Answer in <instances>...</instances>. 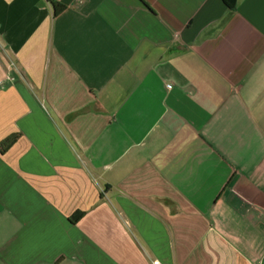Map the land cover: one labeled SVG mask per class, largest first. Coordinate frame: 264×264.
Returning a JSON list of instances; mask_svg holds the SVG:
<instances>
[{"label":"crops","instance_id":"0c3cea01","mask_svg":"<svg viewBox=\"0 0 264 264\" xmlns=\"http://www.w3.org/2000/svg\"><path fill=\"white\" fill-rule=\"evenodd\" d=\"M0 0V264H264V0Z\"/></svg>","mask_w":264,"mask_h":264},{"label":"trees","instance_id":"16d2710c","mask_svg":"<svg viewBox=\"0 0 264 264\" xmlns=\"http://www.w3.org/2000/svg\"><path fill=\"white\" fill-rule=\"evenodd\" d=\"M51 5L53 6L55 10V15L60 14L63 12L66 7L64 5H61L60 3L53 2L51 0H48ZM224 4L227 6V8L231 11H234L237 6V0H223ZM18 135H13L4 140L2 143H0V152L5 153L7 152L17 141Z\"/></svg>","mask_w":264,"mask_h":264},{"label":"built area","instance_id":"2783aa9c","mask_svg":"<svg viewBox=\"0 0 264 264\" xmlns=\"http://www.w3.org/2000/svg\"><path fill=\"white\" fill-rule=\"evenodd\" d=\"M262 215H263V217H264V211H263ZM263 225H264V220H263Z\"/></svg>","mask_w":264,"mask_h":264}]
</instances>
